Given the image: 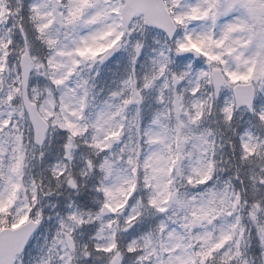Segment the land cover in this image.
<instances>
[{
    "label": "snow or ice",
    "instance_id": "1",
    "mask_svg": "<svg viewBox=\"0 0 264 264\" xmlns=\"http://www.w3.org/2000/svg\"><path fill=\"white\" fill-rule=\"evenodd\" d=\"M0 264H264V0H0Z\"/></svg>",
    "mask_w": 264,
    "mask_h": 264
}]
</instances>
